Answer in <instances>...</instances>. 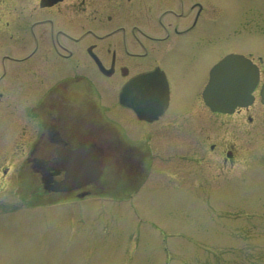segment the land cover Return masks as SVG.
I'll return each mask as SVG.
<instances>
[{
  "label": "flooded vegetation",
  "instance_id": "obj_1",
  "mask_svg": "<svg viewBox=\"0 0 264 264\" xmlns=\"http://www.w3.org/2000/svg\"><path fill=\"white\" fill-rule=\"evenodd\" d=\"M253 35L264 0H0V138L22 158L17 185L29 178L32 200L51 201L138 192L173 162L231 174L244 154L220 135L224 119L264 114V55L230 45ZM232 54L257 69L254 101L213 112L202 90ZM186 82L202 84L189 100Z\"/></svg>",
  "mask_w": 264,
  "mask_h": 264
},
{
  "label": "rangeland",
  "instance_id": "obj_2",
  "mask_svg": "<svg viewBox=\"0 0 264 264\" xmlns=\"http://www.w3.org/2000/svg\"><path fill=\"white\" fill-rule=\"evenodd\" d=\"M245 42L230 45L264 55V36ZM201 85L184 83L185 100ZM257 113L251 124L224 119L220 135H233L244 154L231 174L211 178L204 166L173 162L172 173L153 171L127 199L32 208L17 185L22 158L9 159L17 153L3 136L0 264H264V114ZM5 166L11 172L4 175Z\"/></svg>",
  "mask_w": 264,
  "mask_h": 264
},
{
  "label": "water",
  "instance_id": "obj_3",
  "mask_svg": "<svg viewBox=\"0 0 264 264\" xmlns=\"http://www.w3.org/2000/svg\"><path fill=\"white\" fill-rule=\"evenodd\" d=\"M247 64L249 63L240 56H229L213 69L202 94L205 104L211 110L232 113L236 107L247 106L251 102V92L257 85V77L255 68ZM261 94L264 103V91ZM144 117L149 119L150 116ZM97 159L98 154L93 150L92 168H89L93 178L99 175ZM87 173L83 168L81 174Z\"/></svg>",
  "mask_w": 264,
  "mask_h": 264
}]
</instances>
